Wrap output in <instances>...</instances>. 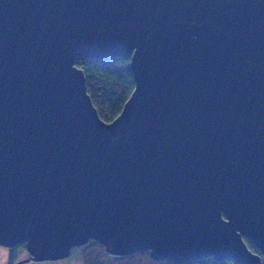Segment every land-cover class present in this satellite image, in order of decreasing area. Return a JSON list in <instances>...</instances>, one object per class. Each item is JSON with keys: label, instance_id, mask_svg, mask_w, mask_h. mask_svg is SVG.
<instances>
[{"label": "water", "instance_id": "1", "mask_svg": "<svg viewBox=\"0 0 264 264\" xmlns=\"http://www.w3.org/2000/svg\"><path fill=\"white\" fill-rule=\"evenodd\" d=\"M128 53L104 121L76 58ZM90 239L264 264V0H0V246Z\"/></svg>", "mask_w": 264, "mask_h": 264}, {"label": "trees", "instance_id": "2", "mask_svg": "<svg viewBox=\"0 0 264 264\" xmlns=\"http://www.w3.org/2000/svg\"><path fill=\"white\" fill-rule=\"evenodd\" d=\"M131 61V53L114 57V59L76 58L77 66L83 68L85 72L87 91L104 121L114 120L133 93L135 81L130 68ZM245 241L254 252L261 255L251 238L245 237ZM17 252H23L28 256L24 243L17 244L12 248L11 257L14 258ZM82 253L84 264H237L233 258L217 261L213 256L198 258V260L191 259L186 262L168 258L154 260L150 256V251H137L123 256L110 255L106 252L105 246L94 239H90L88 244L83 245ZM14 263L16 262L13 260L10 264Z\"/></svg>", "mask_w": 264, "mask_h": 264}, {"label": "rangeland", "instance_id": "3", "mask_svg": "<svg viewBox=\"0 0 264 264\" xmlns=\"http://www.w3.org/2000/svg\"><path fill=\"white\" fill-rule=\"evenodd\" d=\"M82 247L83 246L73 247L71 252H70V255L66 258H60L59 260L48 259V260H44V261H42V260H38V261L31 260V261H27V263H23V264H84ZM10 252L12 254V248L6 247V246L5 247L0 246V264H10L11 261H13V260L16 262V260L24 259L27 257L25 255V253L23 254V252H17L15 257L12 258ZM9 254H10V256H9Z\"/></svg>", "mask_w": 264, "mask_h": 264}, {"label": "flooded vegetation", "instance_id": "4", "mask_svg": "<svg viewBox=\"0 0 264 264\" xmlns=\"http://www.w3.org/2000/svg\"><path fill=\"white\" fill-rule=\"evenodd\" d=\"M9 257V256H8Z\"/></svg>", "mask_w": 264, "mask_h": 264}]
</instances>
